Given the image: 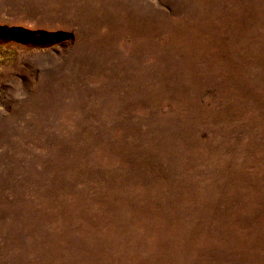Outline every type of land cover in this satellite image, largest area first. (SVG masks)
I'll return each mask as SVG.
<instances>
[{
  "label": "rangeland",
  "instance_id": "1",
  "mask_svg": "<svg viewBox=\"0 0 264 264\" xmlns=\"http://www.w3.org/2000/svg\"><path fill=\"white\" fill-rule=\"evenodd\" d=\"M0 264H264V0H0Z\"/></svg>",
  "mask_w": 264,
  "mask_h": 264
}]
</instances>
